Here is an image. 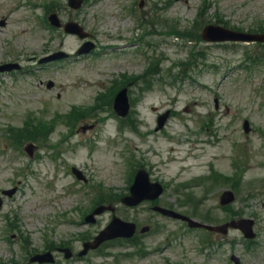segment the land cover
Instances as JSON below:
<instances>
[{
  "label": "rangeland",
  "instance_id": "rangeland-1",
  "mask_svg": "<svg viewBox=\"0 0 264 264\" xmlns=\"http://www.w3.org/2000/svg\"><path fill=\"white\" fill-rule=\"evenodd\" d=\"M203 2L206 18L195 22ZM60 3L66 0H0V18H6L0 29V63L17 61L22 66L0 73V191L17 186L11 197L2 196L0 260L21 262L23 254L18 233L5 232V213L12 222L17 218L32 246L42 248L47 234L55 241L69 239L73 251H78L79 237L95 234L111 218L105 212L95 224H83L79 207L91 205L104 191L117 197L126 194L130 159L132 168L144 166L150 179L163 185L158 204L199 220L208 210L213 224L234 215L253 217V242L248 245L237 229L223 235L189 228L151 210L149 201L135 207L118 203L119 217L139 228L150 226L146 232L137 231L134 246L114 245L103 249L105 256L93 251L82 260L57 255L56 264H89V260L90 264H233L231 253L239 255L242 264H264V60L258 59H264V45L188 42L161 26L167 19V26L174 22L180 29H192L194 24L214 22L211 15L216 14L227 21L226 26L247 30L264 24V0H88L76 12L59 9L63 20L74 17L92 34L95 49L79 56L75 51L80 39L51 36L44 26L46 9ZM23 31L26 35L21 36ZM192 46L195 57L188 63ZM57 48L71 56L38 64ZM153 62L158 63V73L147 75L153 86L142 93L140 75ZM123 74L131 75L125 76L130 81L131 109L121 124L107 97L101 99L97 93L112 90L110 85L117 86ZM47 81L53 86L47 88ZM72 105L92 108L78 119L64 118ZM152 106L158 110L152 111ZM166 110L169 118L157 131V115ZM55 112L63 118L54 123L49 141L36 142L33 157L24 151L25 143L12 144L9 126H21L28 114L49 121ZM245 119L248 133L242 127ZM90 124L91 128L81 129ZM204 137L212 141L201 144ZM234 158L244 164L245 174L227 209L220 205L219 193L229 188L228 183L216 182L210 166L233 175ZM71 166L81 169L88 182L78 180ZM181 182L204 197L200 210L184 199ZM12 234L15 237L8 242L6 235Z\"/></svg>",
  "mask_w": 264,
  "mask_h": 264
},
{
  "label": "water",
  "instance_id": "water-1",
  "mask_svg": "<svg viewBox=\"0 0 264 264\" xmlns=\"http://www.w3.org/2000/svg\"><path fill=\"white\" fill-rule=\"evenodd\" d=\"M80 3H81V0H69V4L75 8L78 7ZM50 19L55 25H59V22H57L55 16H51ZM65 30L67 32L78 33L80 36L85 35L82 32V29L76 23H73V22L67 23L65 25ZM203 37L209 40H253V39L264 40L263 36L246 34V33H238V32L230 31V30H227L221 27L211 26V25L207 26L204 29ZM87 46H90V45L85 44L84 47L86 48ZM114 106H115V109L121 115L126 114L128 110V103H127V97H126L125 90H122L117 95L115 102H114ZM165 118H166V115L160 116L158 118V128L163 125ZM245 126H246V123H245ZM74 171L80 177V173L76 171L75 169ZM148 187H151V189L149 190ZM160 192H161V187L158 184H150L148 182L146 172L144 170H139L136 176V179H135V183L131 187V195L122 198V201L126 204L134 205L140 202L144 198H155L156 196L160 194ZM232 199H233V194L231 192H225L223 193L221 197V202L227 203V202H230ZM154 209L159 210L162 213L173 216V217L186 219L188 220L190 225H194V226L199 225L198 223L190 219H187L186 217L180 214H177L173 211L166 210V209H163L157 206H155ZM101 211H102V208L98 207L94 211V213H99ZM252 223H253L252 220L242 219V220L232 221L230 223L224 224L220 227H217L216 229L225 231L228 225L238 226L245 232L246 236H253L251 232ZM134 229H135L134 224L123 222L120 219L114 217L112 222L103 231H101L98 236L95 237L93 242H89L85 244V249L83 252H85L89 247H92V248L96 247L100 242H102L105 239L113 238L116 236H130L133 234ZM67 255H69L68 252H67ZM31 260H39L42 262V261H51L52 258L50 254L46 253L42 255H36Z\"/></svg>",
  "mask_w": 264,
  "mask_h": 264
},
{
  "label": "bare ground",
  "instance_id": "bare-ground-1",
  "mask_svg": "<svg viewBox=\"0 0 264 264\" xmlns=\"http://www.w3.org/2000/svg\"><path fill=\"white\" fill-rule=\"evenodd\" d=\"M24 31L22 32L21 36H24ZM26 35V34H25ZM32 39V38H31ZM188 159H184V158H179V161H183V162H186Z\"/></svg>",
  "mask_w": 264,
  "mask_h": 264
}]
</instances>
